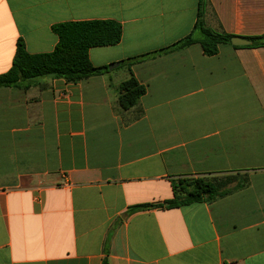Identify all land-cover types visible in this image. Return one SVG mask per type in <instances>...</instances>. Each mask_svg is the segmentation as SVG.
<instances>
[{
    "label": "crops",
    "instance_id": "obj_1",
    "mask_svg": "<svg viewBox=\"0 0 264 264\" xmlns=\"http://www.w3.org/2000/svg\"><path fill=\"white\" fill-rule=\"evenodd\" d=\"M198 13L199 0H0V75L19 40L53 52L54 25L122 27L119 44L89 51L114 69L0 88V264H264V47L163 52L200 37ZM203 20L263 36L264 0H207ZM131 73L146 94L124 110ZM213 176L239 179L225 196L165 206L172 180Z\"/></svg>",
    "mask_w": 264,
    "mask_h": 264
},
{
    "label": "trees",
    "instance_id": "obj_2",
    "mask_svg": "<svg viewBox=\"0 0 264 264\" xmlns=\"http://www.w3.org/2000/svg\"><path fill=\"white\" fill-rule=\"evenodd\" d=\"M207 0H199V13L196 29L200 37L189 36L180 40L163 52H173L200 44L206 56H215L221 45H232L235 36L206 27L203 20V9ZM53 32L58 37V44L53 52L30 54L22 40L17 43V49L12 68L0 75V88H24L40 78H61L69 83H78L92 76L102 75L108 67H95L90 60L89 51L94 47L114 46L122 40V27L114 21H81L66 22L54 25ZM253 41L251 47H264V35L247 38ZM233 46V45H232ZM236 48V46H233ZM135 59L122 62L132 66ZM146 87L141 85L131 73L130 78L118 87L119 104L124 110L135 107ZM238 176L219 177H181L172 180L173 198L165 202L167 208H178L196 202L211 201L219 196H225L231 191L227 186L238 181ZM236 189L244 187L248 179L242 176ZM152 207L151 205L135 206L132 210Z\"/></svg>",
    "mask_w": 264,
    "mask_h": 264
},
{
    "label": "water",
    "instance_id": "obj_3",
    "mask_svg": "<svg viewBox=\"0 0 264 264\" xmlns=\"http://www.w3.org/2000/svg\"><path fill=\"white\" fill-rule=\"evenodd\" d=\"M231 43H232L233 46H237V47L250 46V45L253 44V42L251 40H247V39L240 38V37L232 38ZM119 65H120V63L110 64L108 66V69L112 70V69H114L115 67H117Z\"/></svg>",
    "mask_w": 264,
    "mask_h": 264
}]
</instances>
